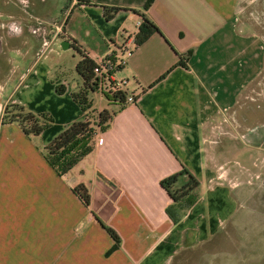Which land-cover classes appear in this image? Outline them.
Masks as SVG:
<instances>
[{"label": "crops", "instance_id": "crops-1", "mask_svg": "<svg viewBox=\"0 0 264 264\" xmlns=\"http://www.w3.org/2000/svg\"><path fill=\"white\" fill-rule=\"evenodd\" d=\"M149 1L70 0L59 24L48 23L56 34L32 29L38 42L16 65L20 76L0 89V264H264V219L250 218L254 206L264 218V123L252 126L239 109L264 71V39L239 23L249 0ZM103 8L118 11L107 21ZM143 18L158 32L117 75L134 103L95 93L105 101L93 103L97 113L107 109L112 120L92 152L60 175L45 149L85 119L73 99L82 82L72 46L105 58ZM11 103L50 114L53 126L27 137L17 124H1ZM183 170L198 186L173 203L160 183ZM79 184L89 207L74 192ZM186 184L183 176L175 188ZM236 240L256 246L215 260Z\"/></svg>", "mask_w": 264, "mask_h": 264}, {"label": "trees", "instance_id": "trees-1", "mask_svg": "<svg viewBox=\"0 0 264 264\" xmlns=\"http://www.w3.org/2000/svg\"><path fill=\"white\" fill-rule=\"evenodd\" d=\"M78 5H87L90 0H77ZM154 0H150L148 5ZM104 17L110 21L118 11L116 8H103ZM158 32L157 28L146 19H142V25L136 35L137 44H141L151 34ZM75 52L80 56V60L75 66V72L82 82V90L73 96V99L85 114L83 121H78L66 128L57 136L45 149L46 159L51 167L60 175L71 170L83 157L92 152L91 143L98 132H103L109 125L113 112L107 109L97 113L94 108L92 95L96 93L95 88V63L83 51L72 46ZM56 92L59 95L64 93V88L57 87ZM105 99L113 104L122 105L125 103L127 92L105 93ZM97 113V116L95 115ZM1 124H17L27 137H38L46 129L54 124L53 117L48 113L35 114L26 110L17 103L8 104L2 115ZM186 176L187 184L181 188H175L178 180ZM173 203H178L187 198L193 192L198 183L191 177L187 171L183 170L180 174L173 175L160 183ZM75 194L85 207L90 205V194L87 187L79 184L74 188ZM115 243H118L116 233L105 228Z\"/></svg>", "mask_w": 264, "mask_h": 264}, {"label": "rangeland", "instance_id": "rangeland-1", "mask_svg": "<svg viewBox=\"0 0 264 264\" xmlns=\"http://www.w3.org/2000/svg\"><path fill=\"white\" fill-rule=\"evenodd\" d=\"M69 3L70 0H0V89L5 86L9 79H17L20 76L21 70L16 68V65L19 64L21 58L26 56L24 54H26L27 47L34 41L36 44L38 42V38L35 39L31 34L32 29H36V31L41 29L47 39L50 35L56 34L54 27L48 23L54 24L56 22L59 24V19L55 20V16ZM51 13L52 15H49ZM46 15L54 17V20L46 19ZM37 18L38 20H36ZM38 22H42V25L35 27ZM239 23L249 27L252 32H256L264 39V0H249L248 3L242 5ZM19 27L22 33L19 31ZM74 55L76 54L74 53ZM56 60L53 58L52 62H56ZM62 62L67 66L70 59L64 58ZM243 97L239 109L241 113L245 114L244 118L248 119L252 126L264 123V71ZM91 99L97 106L105 102L97 95H92ZM256 197L257 195L252 196L250 202H253L252 199ZM252 208L255 211L258 210L256 206ZM255 211L250 213V218L264 219L262 216H257L258 213ZM244 231L247 232L246 229ZM236 235L238 234L235 231ZM255 246V244H248L247 242L242 244L237 240L235 244H223L221 247L228 248V250H222L220 255L215 257V260H220L221 263L224 260L226 262V257H230L232 254L247 255L248 251L254 249ZM263 248L264 246L261 249Z\"/></svg>", "mask_w": 264, "mask_h": 264}, {"label": "built area", "instance_id": "built-area-1", "mask_svg": "<svg viewBox=\"0 0 264 264\" xmlns=\"http://www.w3.org/2000/svg\"><path fill=\"white\" fill-rule=\"evenodd\" d=\"M142 25V20L136 22L137 31ZM138 33V32H137ZM130 36L122 48L115 54L105 58L94 57L91 58L95 63V88L96 94L105 98V93L127 92V80L118 77L119 71L127 64L128 57L132 54L134 49L138 46L136 42V35ZM134 99L130 96L126 97V103H134Z\"/></svg>", "mask_w": 264, "mask_h": 264}]
</instances>
